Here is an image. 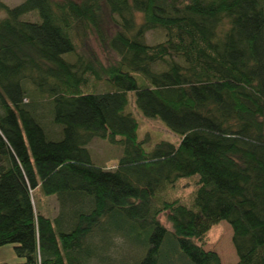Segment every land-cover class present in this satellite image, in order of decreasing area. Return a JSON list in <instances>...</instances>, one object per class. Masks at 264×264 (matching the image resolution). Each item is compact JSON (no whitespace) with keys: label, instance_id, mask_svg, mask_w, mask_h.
Here are the masks:
<instances>
[{"label":"trees","instance_id":"1","mask_svg":"<svg viewBox=\"0 0 264 264\" xmlns=\"http://www.w3.org/2000/svg\"><path fill=\"white\" fill-rule=\"evenodd\" d=\"M131 99L176 140L146 147ZM220 220L234 264H264V0H0V246L23 258L0 264H116L115 234L134 248L117 264H221Z\"/></svg>","mask_w":264,"mask_h":264},{"label":"rangeland","instance_id":"2","mask_svg":"<svg viewBox=\"0 0 264 264\" xmlns=\"http://www.w3.org/2000/svg\"><path fill=\"white\" fill-rule=\"evenodd\" d=\"M9 6L16 5L23 0H2ZM27 19H33L32 13H26L22 15ZM145 39L147 42H155L160 39L158 31L151 30L146 32ZM131 99L127 106L126 111H130L139 121V127L137 134L140 139L147 138L145 146L149 147L153 141L160 139H167L169 141H175L176 135L171 132L165 125V123L159 117L147 118L140 115ZM148 143V144H147ZM91 153L92 161L97 165H104L106 167H112L117 164L120 156L122 155L121 147L113 145L104 139L93 138L88 145ZM180 188H176L172 195L180 197L185 200L189 199V194L192 189V184L188 178L182 177ZM33 202L35 207L46 215H54L56 211V203L54 198L45 195L40 188H36L32 192ZM161 221L170 226V223L161 216ZM207 244L204 245L205 249H210L220 257L221 264H234L237 261V254L235 252L232 243V229L230 224L226 220H220L214 223L207 231ZM105 255L110 256L116 264L119 262L122 254L126 256L129 261H132L134 255V248L130 246L127 241L120 235L115 234L111 237L110 245H108L104 251ZM138 253V250L136 251ZM23 261V258L18 257L14 251L13 244H6L0 246V262L17 263ZM92 264H104L95 262L92 260Z\"/></svg>","mask_w":264,"mask_h":264}]
</instances>
